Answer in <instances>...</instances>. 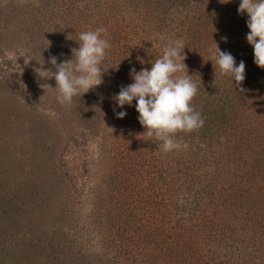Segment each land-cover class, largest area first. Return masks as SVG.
I'll return each instance as SVG.
<instances>
[{"label": "trees", "instance_id": "1", "mask_svg": "<svg viewBox=\"0 0 264 264\" xmlns=\"http://www.w3.org/2000/svg\"><path fill=\"white\" fill-rule=\"evenodd\" d=\"M237 9L235 0H42L29 13L45 53L58 59L72 58L79 32L106 29L101 35L111 47L102 61L104 91L96 95L102 108L81 105L82 116L96 122L132 83L130 68H150L171 40L184 44L187 68L177 75H192L191 104L204 119L202 127L174 135L189 147L158 148L143 134L135 101L125 105L126 117L107 121V186L117 196L102 227L113 249L130 250L139 264H264V82L253 78V48L240 43L248 17ZM218 48L244 61L249 91L240 93L215 70ZM11 164L0 158V264H40L44 254L58 255L57 264L78 259L61 235L41 230L47 182L19 179Z\"/></svg>", "mask_w": 264, "mask_h": 264}, {"label": "rangeland", "instance_id": "2", "mask_svg": "<svg viewBox=\"0 0 264 264\" xmlns=\"http://www.w3.org/2000/svg\"><path fill=\"white\" fill-rule=\"evenodd\" d=\"M235 1L238 8L239 0ZM41 4L42 0H0V158L12 163L19 179L47 182L41 188L47 199L41 230L49 236L61 235L77 251L78 259L65 258V264H139L130 259V250L116 252L102 227L114 216L110 211L117 196L107 186L111 147L106 139L113 128L106 127H112L107 121L115 119L114 108L121 109L113 101L104 108L101 121L82 116L81 105L102 108L103 103L96 107V95L102 96L103 82L68 105L58 103L53 89L41 87L56 86L54 78H42L35 71H55L41 34L28 24L31 9L37 11ZM246 33L240 43L252 48ZM63 60L67 59L58 62ZM254 67L253 78L264 82V69ZM45 75L50 74L41 73ZM20 241L23 249L25 239ZM40 258V264H57L59 257L44 254Z\"/></svg>", "mask_w": 264, "mask_h": 264}, {"label": "clouds", "instance_id": "3", "mask_svg": "<svg viewBox=\"0 0 264 264\" xmlns=\"http://www.w3.org/2000/svg\"><path fill=\"white\" fill-rule=\"evenodd\" d=\"M238 14L247 15L246 26L249 31L245 39L253 48L254 63L264 69V0H239ZM106 33L103 26L94 30L81 31L78 34V47L71 49L72 58L58 62L55 55H50V63L55 71L35 69L42 78H54L56 86L43 84L56 92V99L61 105H68L80 93H87L102 83V61L106 49L111 47L109 41L101 35ZM71 35L68 36V39ZM226 39V38H225ZM72 40V39H71ZM184 44L180 39L169 41L163 48L162 55L151 62L150 68L137 71L130 68L132 83L121 86L112 97L117 108L114 114L118 119L126 117L125 105L132 106L138 112V122L148 137L159 143L157 147L163 152L187 149V143L174 139L178 132L190 133L204 125V119L191 102L197 94V85L191 79L185 64ZM26 63V62H25ZM214 68L222 75L231 78L234 87L244 93L245 63L236 62L229 51L219 48L215 54ZM50 74L41 76V73Z\"/></svg>", "mask_w": 264, "mask_h": 264}]
</instances>
